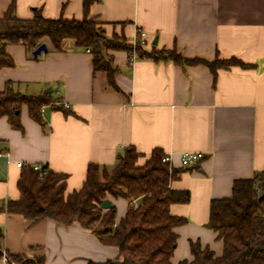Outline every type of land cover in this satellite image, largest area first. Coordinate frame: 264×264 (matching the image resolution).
<instances>
[{
  "label": "crops",
  "instance_id": "crops-1",
  "mask_svg": "<svg viewBox=\"0 0 264 264\" xmlns=\"http://www.w3.org/2000/svg\"><path fill=\"white\" fill-rule=\"evenodd\" d=\"M13 3L21 19L32 18L34 9L46 18L84 19V0H0V18ZM90 17L109 37L124 35L134 45L141 34L148 52L176 49L187 59L210 62L236 57L251 68L220 69L215 77L203 64L180 66L110 51L115 91L106 73L94 72L92 53L73 40H66L62 51L47 41L48 52L38 57L23 45H8L16 65L0 69V91L14 82L24 94L49 91L70 109L45 107L43 127L23 106V130L0 118V201L21 198L18 163L67 175L68 195L82 189L90 164L113 168L133 147L140 154L138 166H144L161 149L181 171L172 189L192 197L171 206L172 215L186 220L174 228L172 264L193 260L192 243L222 256L224 243L208 226L211 202L230 197L236 180L264 171V0H98ZM187 153L204 158L183 166ZM108 199L118 209L119 223L130 204ZM0 231L5 251L30 260L42 257L45 264L122 260L117 247L101 243L78 223H32L0 213ZM0 264L11 263L2 259Z\"/></svg>",
  "mask_w": 264,
  "mask_h": 264
},
{
  "label": "trees",
  "instance_id": "trees-1",
  "mask_svg": "<svg viewBox=\"0 0 264 264\" xmlns=\"http://www.w3.org/2000/svg\"><path fill=\"white\" fill-rule=\"evenodd\" d=\"M97 1L84 0L81 21L69 20L63 15L46 18L40 9H34L32 18L21 19L16 15L15 4H11L0 18V69L16 65L6 52L8 45H23L33 55L47 41L55 51H62L66 40L75 41L77 48L91 50L94 72L106 73L108 84L115 91H119L115 81L117 69L108 54L110 51L136 53L140 58L170 61L180 66L203 64L215 77L220 69L251 68L236 57L221 59L217 56L210 62L187 59L176 49L154 47L148 52L142 47L141 34L134 45L124 35L109 38L97 19L90 17V7ZM19 86L7 82L0 91V118L7 117L14 129L23 130L20 121L23 106L28 107L30 117L43 127L46 126L42 114L45 107L66 110L51 92L28 95L22 93ZM139 157V152L131 147L118 157L113 168L90 164L82 189L68 195L67 175L47 166L35 171L33 164L26 165L18 181L21 198L0 201V213L22 215L32 223L45 219L64 226L78 223L101 243L118 248L122 260L104 264H172L177 246L174 228L186 220L172 215L171 206L186 204L192 197L189 191L172 189L171 184L180 178L181 171L163 162L166 154L161 149H155L144 166H138ZM45 169L48 171L43 172ZM109 197L123 198L130 204L119 223H116V206L107 210L101 207ZM208 226L224 243L222 256L215 257L210 249L192 243L193 260L179 264H264V171L250 179L236 180L230 197L212 200ZM4 257L11 264H45L42 257L30 260L5 251L0 231V260Z\"/></svg>",
  "mask_w": 264,
  "mask_h": 264
},
{
  "label": "built area",
  "instance_id": "built-area-1",
  "mask_svg": "<svg viewBox=\"0 0 264 264\" xmlns=\"http://www.w3.org/2000/svg\"><path fill=\"white\" fill-rule=\"evenodd\" d=\"M88 52H91L89 48L86 49ZM63 107L66 109H70V105L68 103H64ZM1 156V155H0ZM204 158V155L202 153H187L184 154L181 158L182 160V165L183 166H188L192 164L199 163L202 159ZM163 162H168L170 163V157L166 155V157L163 159ZM26 165L23 163H18V167L22 168ZM35 171H41L42 170V165L35 164L33 165ZM48 169H45L43 172H47ZM137 206V203L135 204ZM5 261H8L6 257H4Z\"/></svg>",
  "mask_w": 264,
  "mask_h": 264
},
{
  "label": "water",
  "instance_id": "water-1",
  "mask_svg": "<svg viewBox=\"0 0 264 264\" xmlns=\"http://www.w3.org/2000/svg\"><path fill=\"white\" fill-rule=\"evenodd\" d=\"M155 44H157V41H155ZM48 52V45L46 43H43L42 45H40L34 52L33 55H35V57L41 56L43 53H47ZM113 204L109 199H106L103 201L102 203V209H110L112 208Z\"/></svg>",
  "mask_w": 264,
  "mask_h": 264
},
{
  "label": "rangeland",
  "instance_id": "rangeland-1",
  "mask_svg": "<svg viewBox=\"0 0 264 264\" xmlns=\"http://www.w3.org/2000/svg\"><path fill=\"white\" fill-rule=\"evenodd\" d=\"M103 28V27H102ZM104 29V28H103ZM107 37H109V36H107ZM109 38H111V37H109Z\"/></svg>",
  "mask_w": 264,
  "mask_h": 264
}]
</instances>
